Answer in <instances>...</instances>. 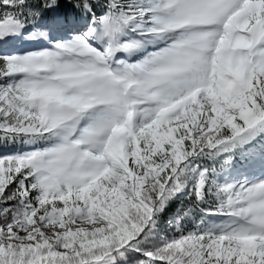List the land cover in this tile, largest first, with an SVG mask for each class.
Segmentation results:
<instances>
[{"label":"snow or ice","instance_id":"1","mask_svg":"<svg viewBox=\"0 0 264 264\" xmlns=\"http://www.w3.org/2000/svg\"><path fill=\"white\" fill-rule=\"evenodd\" d=\"M0 264H264V0H0Z\"/></svg>","mask_w":264,"mask_h":264}]
</instances>
